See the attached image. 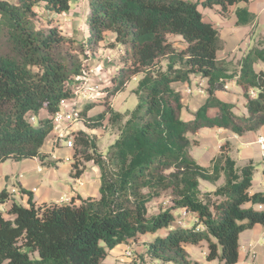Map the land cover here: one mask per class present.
Masks as SVG:
<instances>
[{
  "label": "trees",
  "instance_id": "trees-1",
  "mask_svg": "<svg viewBox=\"0 0 264 264\" xmlns=\"http://www.w3.org/2000/svg\"><path fill=\"white\" fill-rule=\"evenodd\" d=\"M248 1L84 0L79 29L64 35L63 23L42 14L68 17L73 0H0V164L34 158L48 163L42 146L52 136L53 117L62 103L76 100L83 71L104 59L98 56L104 41L107 57L117 49L116 71L101 86L106 97L138 79L136 108L120 124L107 161L86 133L74 141L84 152L81 160L74 154L72 177L82 175L83 162L96 165L99 198L80 199L78 206H36L32 193L20 189L27 196L22 206L0 191V205L9 203L0 211V264H105L109 251L142 235L153 237L141 257L161 264H199L186 247L200 243L207 245L206 261L237 262L240 233L264 227V210L254 209L264 206V193H250L254 166L237 168L228 144L208 167L190 149L202 129L242 136L264 126V72L254 69L264 64V42L244 55L238 75L229 74L217 59L219 32L202 15L218 7L215 12L227 17L234 8L236 24L246 26L254 16L239 5ZM196 75L205 80L197 91L207 98L191 112L172 84L191 86ZM232 81L242 90L246 115L215 97ZM93 105L77 109L86 128L121 122L123 115L107 102L88 117ZM221 177L213 192L200 190V181L216 185ZM163 195L169 205L149 216L148 205Z\"/></svg>",
  "mask_w": 264,
  "mask_h": 264
},
{
  "label": "crops",
  "instance_id": "crops-1",
  "mask_svg": "<svg viewBox=\"0 0 264 264\" xmlns=\"http://www.w3.org/2000/svg\"><path fill=\"white\" fill-rule=\"evenodd\" d=\"M239 7L246 8L249 13L255 16V34H253L254 36H252L251 41L256 43L257 40L255 41L253 38H258V35L262 36L264 33L263 31L259 32V27L264 25V0H249L245 4H240ZM217 9L218 7H214V9L202 10V15L206 21L215 26L219 32L221 41L224 43L226 41L223 39L225 24L228 20L235 22V17L233 14H228V18L222 17L220 14L215 12ZM229 34H231L229 35L230 39L237 38L235 39V44L242 39L240 38L241 36L236 34ZM248 43H251L250 40ZM235 47L234 45L230 46L229 50H227L226 45L223 44V49L217 53V59L219 61H225L224 63L229 70V74L231 73L230 70L232 68L234 70L238 69V72H236V75H238L240 62L244 55L252 47L250 48L248 46L245 49L243 48L238 58L235 54V56H233V58L231 57V59L230 56L234 54ZM224 48L225 54L220 60L219 53H223ZM235 63L238 64L237 67H235ZM254 69L256 72H264V64L258 63L254 66ZM194 77L197 76L192 77L191 85L195 80ZM202 82H205V80H202ZM172 87L181 92L183 96L186 95L185 90L187 85L175 83L172 84ZM191 95L193 98L206 97L204 94H196V92H193ZM215 97L221 101L234 104L236 107L234 110L235 114L239 116L247 114L245 109L246 100L243 97L241 88L238 87L234 81L228 83L225 91L217 93ZM191 103L186 104L188 110L191 112L196 111L203 104L200 103L195 107L193 106V103ZM70 124L71 123L66 124V128H68L69 132L72 133V130L69 127ZM81 131L84 132V129ZM259 136H264V126L256 132H247L242 136H237L225 130L202 129L196 138L201 145H204V149L199 152L200 155L197 153L198 156L197 154L193 155L192 150L190 149V154L200 166L208 167L211 161L221 152L222 146L228 144V155L235 161L237 168H242L250 162L254 166L250 193H264V164L262 162V155L255 143ZM71 152L72 148H67L64 142L54 141L52 135L42 146V153L47 155L45 160L46 163L48 162L47 164H42L36 158L20 162L8 160L0 164V191L5 189L11 195L10 199L16 201L22 206H27V196L23 194L20 189L31 192L33 202L36 205L41 203H54L60 205V198L66 197L73 205L78 206L80 204V199L99 198L100 172L98 167L93 165L89 168L87 166L79 178H73V155ZM77 180L81 183L80 185ZM204 183L209 184L211 189L201 191L203 193L213 192L216 186L223 183V177L220 178L216 185H212L208 182ZM8 207L9 203L2 204L0 205V211L4 212ZM245 207H250V205L247 204ZM254 209L264 210V206L262 208L257 206L254 207ZM192 221L191 216L186 219L187 223H191ZM149 236L153 237L151 235ZM128 244L118 245L112 249V251H119L123 256V252L128 249ZM143 246L146 250L147 243ZM238 246V260L235 264H264V227L261 225H255L251 229L240 233ZM186 250L190 259L199 264H221L217 260H205V254L207 251V245L205 243L187 246ZM153 264L161 263L154 260Z\"/></svg>",
  "mask_w": 264,
  "mask_h": 264
},
{
  "label": "rangeland",
  "instance_id": "rangeland-1",
  "mask_svg": "<svg viewBox=\"0 0 264 264\" xmlns=\"http://www.w3.org/2000/svg\"><path fill=\"white\" fill-rule=\"evenodd\" d=\"M10 1H12V0H10ZM73 2H74V9H73V12L71 13V15L68 17L64 18L63 16H57L54 14L53 15L52 14H49V15L48 14H42L43 17H47V18L50 17V18H53L54 20H57V21L63 23L64 35H70L72 30L79 29V23L78 22H79V20L82 19L81 10H83L84 0H73ZM40 10H41V8L39 9V11ZM232 12H233V8L228 9L227 18H228V14H232ZM255 20L256 19L253 18V21L249 25H246V26L237 25L236 19H235V22L228 20V22L225 24V27H224L225 31L223 33V39L226 41L224 43L222 42V44L226 45L227 50H229L230 46H233V45H234V47L236 46L234 54L232 56H230V58L231 57L233 58V56H235V54L238 58L240 56V52L242 51L243 48L245 49L248 46L250 48L251 47L254 48V47H257V43L264 42V33L262 36L258 35V38L257 37L253 38V39H255V41L257 40L256 43L255 42L253 43L251 41L252 36H254L253 34H255V24H254L256 22ZM262 31L264 32V25L259 27V32H262ZM229 33L241 36L240 38H242V39L239 42H237V44H235L236 43L235 39H237V38L230 39L229 35H231V34H229ZM107 38H109V35L107 36ZM170 40H174L175 46H182L183 47V45L179 39L174 38V37H170ZM249 40L251 42L250 44L248 43ZM108 42H109L108 40L104 41L100 45V48L98 50V53H99L98 56L101 58H104V59H102L99 62V65L97 67L92 69L93 74H91V76L89 77V81L86 83L85 86L81 87L80 93L82 94L83 92H85L86 98L78 100L76 109L82 108L85 104H94V102H95V105H93V108L87 113L88 117H93V116H96L98 113H100L106 109L107 105H104V103L107 102V104L111 108L120 112L123 115V118H122L121 122H117V123H109L106 121L98 129L86 128L84 126L82 119L79 120V117L74 123H71L69 125L70 129L72 130L71 134L73 137V141H75L76 137L78 136V133L84 129V133H86L95 142L97 153L102 155V157L104 158L105 161H107L110 157V153L112 151V144H114V142L118 136V128L120 127V124L125 123V121L128 119V116H126V115L129 114L131 111H133L136 108L137 97L133 94V91L137 87V83H138V79H133L127 85L124 92L117 94V95L110 97V98L106 97V94L101 91V88H102L101 86L104 84H107L110 75L114 74L116 71V66H114V58L116 57L115 54H116L117 49L112 51L110 53V55L107 57V55H105V53H106L105 52V49H106L105 46ZM224 54H225V48H224L223 53H219L220 60L224 57ZM227 55H229V54H227ZM93 58L91 60H89L87 62V64L92 65L93 64ZM222 62H225V61H222ZM237 63H235V67L238 66ZM230 72L233 75H236V72H238V69L234 70L232 68L230 70ZM196 76L197 77H194V79L196 81L194 80V82L192 83L191 86H187V88L185 90L186 95L183 98L184 104H190L192 101L193 106H195V107L198 106V104L204 103L206 101L205 96H204L205 98H202V97L193 98L191 95L193 92H196V94H201L197 91V89L199 88L198 86L199 85L201 86L202 84H203V87L205 86V82H202L200 76L199 75H196ZM97 85L99 87L98 90L93 89V91H87L88 90L87 88H89V87L94 88V86H97ZM81 125L83 126V128ZM81 132H83V131H81ZM206 138H208V137H206ZM223 146H226V145H223ZM203 149H204V145H201L199 142L197 143L196 146L191 147L193 155H195L197 153L200 155L199 152H201ZM205 149H207V148H205ZM75 152L77 155L76 158H78L77 160H81L80 152H84V149L78 148L76 146V143H74V145L72 147L71 153H72L73 157H74ZM86 152H87V154H90L92 152V150L87 149ZM198 154H197V156H198ZM82 165L85 168L87 166L90 168L94 164L92 162H86V163L83 162ZM94 166H96V165H94ZM199 188H200V190L203 191V190L211 189V186L207 183L200 182ZM42 204H50V203H41V204H38L36 206H40ZM168 205H169L168 196L163 195L157 201H154L148 205V215L149 216L155 215L158 213L160 206L162 207V206H168ZM151 240H152V237H150L149 235L138 236L135 240L131 241L127 246V248L132 252L131 258H126V257L124 258L119 251L116 252V251L111 250L108 252V255L104 259L105 260L104 263L105 264H153V261L150 260L149 258L141 257L145 252L143 245L148 243ZM30 257L31 258H37V254L36 253H34V254L30 253Z\"/></svg>",
  "mask_w": 264,
  "mask_h": 264
},
{
  "label": "built area",
  "instance_id": "built-area-1",
  "mask_svg": "<svg viewBox=\"0 0 264 264\" xmlns=\"http://www.w3.org/2000/svg\"><path fill=\"white\" fill-rule=\"evenodd\" d=\"M92 58L93 57H90V59ZM91 74H93V70L83 71L84 79L80 87H83L86 85V83L89 81V77L91 76ZM87 89H88L87 91H93V89L98 90V85L94 86V88L89 87ZM199 92L201 93L202 91L199 90ZM251 95L253 96L254 94L252 93ZM84 98H86L85 92H83L82 94L79 93L74 103H69V102L62 103L61 109L58 112H56L53 117V131H52L53 139L56 142H64L67 148H72L74 145V141H73L72 134L69 132L68 128H66V124L74 123L78 119V110L76 109L77 102L79 99H84ZM255 143L258 146V149L262 155V162L264 164V136H259L256 139ZM77 182L79 185L81 184L79 180H77ZM59 204L60 205H70L72 203L70 202L68 198L62 197L59 200ZM262 207L263 206H260V208ZM123 256L126 258H131L132 252L129 249H126L123 252Z\"/></svg>",
  "mask_w": 264,
  "mask_h": 264
}]
</instances>
